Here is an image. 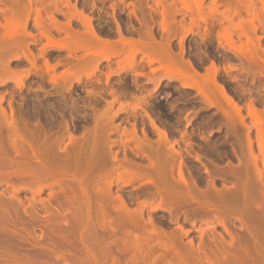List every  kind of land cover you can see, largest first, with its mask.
<instances>
[{
	"label": "rangeland",
	"instance_id": "1",
	"mask_svg": "<svg viewBox=\"0 0 264 264\" xmlns=\"http://www.w3.org/2000/svg\"><path fill=\"white\" fill-rule=\"evenodd\" d=\"M0 100V264H264V0H0Z\"/></svg>",
	"mask_w": 264,
	"mask_h": 264
},
{
	"label": "bare ground",
	"instance_id": "2",
	"mask_svg": "<svg viewBox=\"0 0 264 264\" xmlns=\"http://www.w3.org/2000/svg\"><path fill=\"white\" fill-rule=\"evenodd\" d=\"M222 95H223V98H224V99H226L227 101H229L228 98H227V96H226L225 94H222ZM0 101H1V100H0ZM230 103H231V101H230ZM4 111H5V110H4ZM4 111L2 110L1 113L4 114V113H3ZM2 114H1V116H2ZM4 115H5V114H4ZM2 117H3V116H2ZM5 117H6V116H5ZM10 118H11V117H10ZM11 119H12V122H13V118H11ZM10 122H11V121H10ZM7 124H8V123H7ZM14 124H15V123H14ZM14 124L10 125V123H9V125L11 126L10 129H12V130L14 129L13 131H12V130L10 131V132H12V134H13L14 132L17 133V132H19L20 130H21V131L23 130V131L25 132V134H24L23 131H22L23 133L20 131L21 134L17 133L16 135L19 134V135H21V136L19 137V135H18L19 138H18V137H15V138L19 139V141H20V140L22 141L21 137L23 138L24 136H26V137H27V136H30L29 134L26 135V134L28 133V132L26 133L27 128H26V131H25V130L22 129L21 127H20L21 129L18 128V127H19L18 125H15V126H18V127H15ZM12 126H13L14 128H13ZM1 127H2V126H1ZM1 127H0V130L3 129V128H1ZM15 128L19 129V131H18L17 129H16V130H17V131H16ZM23 128H24V127H23ZM2 131H3V130H1V132H2ZM15 133H14V134H15ZM9 134H10V133H9ZM22 134H24V136H23ZM14 136H15V135H14ZM32 137H33V136H32ZM27 138H28V137H27ZM24 140H25V139H23V141H24ZM14 141H15V140H14ZM21 141H20V145L22 144ZM26 142H27V140H26ZM26 142H25V143H26ZM1 143H2V142H0V144H1ZM15 143H16V141H15ZM10 144H12V145L14 146V142H13V140H12V143H10ZM27 144L30 145V143H28V142H27ZM2 145H3V143H2ZM2 145H1L0 147H2ZM12 145H11V147H12ZM20 145H19V147H20ZM23 145H24V143H23ZM35 146H36V145H35ZM249 146H250V145H249ZM16 147H17V145H16ZM16 147L14 146V147H12V149L14 150ZM21 147H22L21 149H23L24 146H21ZM27 147H29V146H27ZM27 147H25V148L27 149ZM41 147H42V146H40V148H41ZM17 148H18V147H17ZM25 148H24V149H25ZM31 148H33V146H30V151H32ZM37 148H39V146H38ZM42 148H43V147H42ZM45 148H48V147H45ZM45 148H44V151H43V152H45ZM263 148H264V144H262L261 149H263ZM18 149H19V148H18ZM26 149H25V150H26ZM49 149H50V147H49L48 149H46V150L49 151ZM247 149H249V147H248ZM34 150H35V149H33V151H32V155L34 156V160L38 161L39 163H40V162L42 163V161H41L42 159L40 160V155H41V154H38V153L36 154V151L34 152ZM42 150H43V149H41V150L39 149V152L42 151ZM64 150H65V149H64ZM64 150H63V151H64ZM50 151H52V150H50ZM50 151H49V152H50ZM59 151H60V150H59ZM49 152H48V153H49ZM64 152H65V151H64ZM66 152H67V151H66ZM45 153L47 154V152H45ZM51 153H52V154H51ZM71 153H72V152H71ZM19 154H20V153H19ZM53 154H54V153H53V151H52V152H50L49 155H52V156H53ZM64 154H65V153H64ZM73 154H75V153H73ZM78 154H79V152H78ZM47 155H48V154H47ZM54 155H55V154H54ZM56 155H57V154H56ZM56 155L53 156V159L55 158V159L57 160L58 158L56 157ZM66 155H67V154H66ZM41 156H42V158H44V157H43L44 155H41ZM52 156H51V158H52ZM67 156H69V158H70V155H67ZM67 156H66V158H67ZM75 156L77 157V155H75ZM16 157H18V155H16ZM48 157H49V156H48ZM76 157H75V158H74V157L72 158L73 160L75 159V161H73V160L71 159V163H72V164H73L74 162H77V161H76ZM78 157H79V156H78ZM64 158H65V156H64ZM249 158H250V157H249ZM44 159H45V158H44ZM48 159H49V158H48ZM55 159H54V160H55ZM252 159H253L255 162H257V161H256L257 158H255V156H253V155H252ZM252 159H251V161H252ZM50 160H51V159L47 160V162H48V165H49L48 168L50 167V170H51V169H52V165H51V164L54 163V162H57V161H58V163H54V164H60V163H59V160H61V159H58L57 161H56V160H55V161H54V160H53V161L51 160V161H52L51 164H50ZM248 160H250V159H248ZM14 161H16V160H14ZM47 162H46V164H47ZM36 163H37V162H36ZM44 163H45V162H44ZM62 163H63V162H62ZM64 163H65V162H64ZM66 163H67V160H66ZM69 163H70V162H69ZM77 163H78V162H77ZM251 163H252V162H251ZM251 163H250V164H251ZM37 164H38V163H37ZM42 164H43V163H42ZM54 164H53V165H54ZM245 164H246V163H245ZM253 164H254V163H253ZM253 164H252V165H253ZM44 165H45V164H44ZM50 165H51V166H50ZM61 165H62V164H61ZM65 165H66V164H64V167H65V168H66V167L69 168V167L71 166V165H69V166H65ZM73 165H74V164H73ZM78 165H79V164H78ZM78 165H77V166H78ZM1 166H2V165H1ZM41 166H42V165H41ZM41 166H40V167H41ZM57 166H59V165H57ZM77 166H76V167H72L71 169H73V168H77ZM244 166H245V165H243V167H244ZM254 166H255V168L257 167V165H255V164H254ZM38 167H39V166H38ZM46 167H47V165H46ZM55 167H56V166H55ZM55 167H54V168H55ZM60 167L63 168V165L60 166ZM60 167H58L59 170H60ZM241 167H242V166H241ZM2 168H3V167H2ZM58 168H57V169H58ZM62 168H61V169H62ZM0 169H1V168H0ZM41 169H44V168L42 167ZM55 169H56V168H55ZM243 169H245V167H244ZM3 170H5V169H3ZM3 170L1 169L0 172H2ZM45 170H47V169H45ZM66 170H67V169H65V171H66ZM248 170L250 171V169H248ZM51 171H52V170H51ZM51 171H50V172H51ZM62 171H64V169L61 170V172H62ZM234 171H236V170H234ZM252 171L256 172L255 169H254V170L252 169ZM66 172H67V171H66ZM71 172H72V171H71ZM74 172H77V169H76V170L74 169ZM239 172H240V171H239ZM239 172H238V173H239ZM243 172L246 173V170L243 171ZM243 172H242V174L244 175ZM176 173H178V175H179L178 178H179L180 180H178V183H179V181H181V182H180V183H181L180 185H182L181 188L184 186L183 188H186V189H187V192H185L184 190H186V189H183V188H182V190L184 191L185 194H189V193H191L190 191L193 192V190H194V191H197V189H195V187H194L195 185H193V184H191V185L188 184V185H190V186H189V187L187 186V183L185 182L186 179L184 180V179H183V176H182L183 173H181V172H176ZM229 173L231 174V171H230ZM240 173H241V172H240ZM251 173H253V172H251ZM242 174H241V175H242ZM254 174H255V173H254ZM248 175H249V172H248ZM250 175H253V174H250ZM231 176H232V175H231ZM234 176H235V175H234ZM254 176H255V175H254ZM184 177H185V176H184ZM246 177H247V176H246ZM252 177H253V176H252ZM252 177H250V178H252ZM257 177H258V178H257ZM257 177H255V178H257L259 181L257 180V182H256V181H255V182H256V183L259 182V183H261L262 185H264V184H263V172H262V171L259 172V170H257ZM178 178H177V179H178ZM237 178L239 179V177H237ZM243 178H244V177H243ZM248 178H249V177H248ZM240 179H242V178H240ZM242 180H243V179H242ZM253 180H254V179H253ZM187 181H188V180H187ZM239 181H240V180H239ZM244 181H248V180H245V179H244ZM248 182H251V180L249 179ZM255 182L253 181V183H255ZM7 183H8V182H7ZM190 183H191V182H190ZM212 183H213V182H212ZM243 183H244L243 186L245 187V184H247V182H246V183L243 182ZM243 183H242V184H243ZM253 183H252V185H253ZM5 184H6V183H5ZM183 184H185L186 186L183 185ZM233 184L236 186V185H238L239 183H238V184H237V183H236V184L233 183ZM261 184H260V185H261ZM6 185H8V184H6ZM10 185H11V184H10ZM10 185H8V186H10ZM192 185H193V186H192ZM234 185H233V190H234V188H237V189H238V187H237V186L234 187ZM255 185H256V184H255ZM262 185L259 186V187H260V188L263 187ZM243 186H242V187H243ZM248 186H250V185H248ZM257 186H258V185H257ZM191 187H192V189H191ZM209 187H210V186H209ZM209 187H208L207 189H209ZM242 187H239V188L242 189ZM259 187H258V188H259ZM188 188H189V191H188ZM193 188H194V189H193ZM223 188H225V187H223ZM231 188H232V187H231ZM231 188H230V189H231ZM258 188H257V190H258ZM263 188H264V187H263ZM207 189H206V190H207ZM210 189H211V188H210ZM210 189H209L207 192L210 191V193H211V190H212V189H211V190H210ZM225 189H226V188H225ZM227 189H228V188H227ZM237 189H236V190H237ZM253 189H254V188H253ZM199 190H200V189H199ZM206 190H205V192H206ZM217 190H218V189H217ZM223 190H224V189H223ZM228 190H229V189H228ZM242 190H244V189H242ZM245 190L248 191V189H246V187H245ZM251 190H252V189H251ZM254 190H256V186H255V189H254ZM13 191L15 192V190H13ZM16 191H17V190H16ZM224 191L228 192L227 190H224ZM230 191L233 192L232 189H231ZM247 191H245V192H247ZM259 191H260V189H259ZM263 191H264V190H263ZM201 192H202V191H201ZM203 192H204V190H203ZM219 192H220V195H221V190H220ZM222 192H223V191H222ZM237 192H238V191H237ZM237 192H236V194H237ZM243 192H244V191H243ZM243 192L241 191V193H243ZM245 192H244V193H245ZM253 192H254V191L252 190V192L249 191L248 193H246V194H247V197L249 196V193H252V194H250L252 197H255V196L257 197L258 194L261 193V192H260V193L257 192L258 194L255 195V193H253ZM15 193H16V192H15ZM195 193H197V192H195ZM195 193H194V194H195ZM212 193H213V190H212ZM241 193H240V194H241ZM244 193H243V194H244ZM194 194H193V195H194ZM223 194H224V192H223ZM226 194H227V193H225V195H226ZM228 194L230 195L231 193L229 192ZM228 194H227V196H229ZM234 194H235V192H233V195H234ZM236 194H235V197H236ZM243 194H241V197H242ZM246 194H245L242 198H244V197L246 196ZM12 195H13V194H12ZM225 195H224V196H225ZM253 195H254V196H253ZM186 196H187V195H186ZM191 196H192V193L189 194V196H188L189 199H190ZM198 196H200L199 198H203V194H202V196L198 194ZM204 196H205V195H204ZM212 196H213V195H212ZM224 196H223V198H224ZM251 196H250L248 199H252ZM260 196H264V192L262 193V195L260 194ZM12 197H14V196H12ZM219 197H220V196H219ZM230 197H231V195H230ZM241 197H240V195H239V198L237 199V197H236L235 200H238L239 202H240V201H241V202H242V201L244 202V199L241 200V199H242ZM192 198L194 199V197H192ZM199 198H198V199H199ZM204 198H205V197H204ZM212 198H213V197H212ZM228 198H229V197H228ZM232 198H234V196H232ZM240 198H241V199H240ZM13 199H14V198H13ZM117 199H118V198H117ZM206 199H208V198H206ZM209 199H210V198H209ZM214 199H215V198H214ZM214 199H213V200H214ZM216 199H217V198H216ZM245 199H246V198H245ZM261 199L263 200V198H260V197H259V200H261ZM14 200H15V199H14ZM190 200H191V199H190ZM225 200H226V198H225ZM229 200H230V199H229ZM232 200H234V199H232ZM252 200H253V199H252ZM252 200H251V201H248V202L252 204V203H253ZM121 201H122V200H121ZM191 201H192V200H191ZM194 201H196V196H195V200H194ZM218 201H219V200H218ZM218 201H216V202H218ZM222 201H223V200H222ZM230 201H231V200H230ZM263 201H264V200H263ZM118 202H119V200H118ZM212 202H213V201H212ZM243 202H242V203H243ZM248 202H247V203H248ZM255 202H256V201H255ZM255 202H254V203H255ZM205 203H206V202H205ZM218 203H219V202H218ZM218 203H216V205H217ZM223 203H224V202H223ZM230 203H231V202H230ZM230 203H229V204H230ZM232 203H234V202H232ZM232 203H231V204H232ZM257 203H258V202H257ZM203 204H204V203H203ZM203 204H202V207H204ZM208 204H211V203H208ZM226 204H227V201H226ZM231 204H230V205H231ZM234 204H235V203H234ZM239 204H241V203H239ZM245 204H246V203H245ZM119 205H120V204H119ZM121 205H122V207L124 206L123 204H121ZM121 205L118 206V207L121 208V210H122L123 208L121 207ZM216 205H215V206H216ZM218 205H219V204H218ZM221 205H223V204H221ZM221 205H219L220 208H221ZM227 205H228V204H227ZM227 205L224 204L223 206L228 207ZM230 205H229V207H228L229 209H230ZM206 206H207V204H206ZM212 206H213V204H212ZM237 206H238V204H237ZM237 206H236V207H237ZM241 206H243V205H241ZM251 206H253V207H251ZM251 206L248 205V204H246V205L244 206L245 209H244V207L241 208V209H244L243 212H244L245 214H243V215H245V216L247 215L248 218H249V217L251 218V219H248V221H247V222H249V220H251V222L249 223V225H247V224L244 225V228H243V229H245L247 232L250 233V234L248 233L249 236L252 235V236H253L252 238L255 237V238H254V241L257 239L256 241H257V243H259V242H258V238L260 237V236H259V233L262 231V226H263V225H262V222H261L260 219H259V217L262 218V217L260 216V214L262 213V212H260V209H262L263 207H258V205H256L257 207H254L255 205H251ZM232 207H234V206H232ZM232 207H231V208H232ZM208 208H209V206H208ZM216 208H217V207H216ZM228 208H226V209H228ZM252 208H253V209H252ZM255 208L259 209V211H258V210L256 211ZM213 209H215V208H213ZM123 210H126V209L124 208ZM202 210L205 211L206 209H205V210L202 209ZM224 210H225V209H224ZM224 210H223V211H224ZM235 210H237V209H235ZM262 210H263V209H262ZM203 211H202V212H203ZM206 211H207V210H206ZM219 211H220V209H219ZM223 211H221V212H223ZM229 211H231V210H229ZM229 211H228V212H229ZM232 211H233V209H232ZM237 211H238V210H237ZM239 211H240V210H239ZM239 211H238V213H239ZM221 212H220L221 215L218 214L217 212H216V213H217L218 215H220L221 217L218 216V215H217V216L220 217V218L222 219L223 214H222ZM226 212H227V210H226ZM233 212H234V211H233ZM241 212H242V210H241ZM241 212H240V213H241ZM243 212H242V213H243ZM204 213H205V212H204ZM236 213H237V212H236ZM207 214H208V213H206V215H207ZM209 214H210V213H209ZM209 214H208V215H209ZM202 215H203V214H202ZM208 215H207V216H208ZM261 215H262V214H261ZM263 215H264V214H263ZM207 216H206V218H208L209 216H211V214H210L208 217H207ZM215 216H216V214H215ZM215 216H214V217H215ZM217 216H216V217H217ZM237 216H238V215H236V217H237ZM245 216H244V217H245ZM203 217H204V215H203ZM238 217H239V216H238ZM206 218H205V219H206ZM220 218H219L218 220H220ZM242 219H243V218H242ZM206 220H207V219H206ZM206 220H205V222H206ZM209 220H211V217H209ZM212 220H213V218H212ZM218 220H217V221H218ZM262 220H263V219H262ZM217 221H216V222H217ZM208 222H209V221H208ZM213 222H214V221H212V223H213ZM218 223H220V221H218ZM207 224H208V223H207ZM222 225H223V224H222ZM209 226H210V225H209ZM263 228H264V226H263ZM180 229H181V228H180ZM210 229H212V228H210ZM213 229H214V228H213ZM181 232H182V231H181ZM185 232H186V233H184L185 235L189 233L188 230L185 231ZM153 233H155V232H153ZM158 233H159V232H158ZM158 233H157V234H158ZM182 233H183V232H182ZM201 233H202V232H201ZM203 233H204V231H203ZM228 233H229V232H228ZM159 234H161V233H159ZM203 235H204V234H203ZM201 236H202V235H201ZM230 236H231V235H230ZM233 236H234V235H233ZM258 236H259V237H258ZM202 237H203V236H202ZM247 237H248V235H247ZM200 238H201V237H200ZM252 238H251V239H252ZM260 238H261V237H260ZM260 238H259V239H260ZM263 238H264V237H263ZM231 239L233 240L234 238L231 236ZM251 239H250V240H251ZM202 240H203V239H202ZM232 240H231V241H232ZM244 240H245V236H244ZM248 240H249V239H248ZM251 241H252V240H251ZM251 241H250V242H251ZM254 241H253V242H254ZM256 241H255V243H256ZM260 241H262V240L260 239ZM190 242H191V241H190ZM201 242H202V241H201ZM234 242H235V240H234ZM245 242H246V240H245ZM253 242H252V243H253ZM202 243H203V242H202ZM231 243H232V242H231ZM236 243L238 244L239 242L237 241ZM257 243H256V244H257ZM233 244H235V243H233ZM241 244H242V243H241ZM201 245H202V244H201ZM231 245H232V244H231ZM255 246L258 247V245H255ZM240 247H241V246H240ZM242 247H243V245H242ZM259 247H260V244H259ZM261 247H263V246H261ZM245 248L247 249L246 246H245ZM252 248H254V247H252ZM252 248H251V249H252ZM190 249H191V248H190ZM242 249H244V247H243ZM242 249H241V250L238 249V250L241 252ZM248 249H249V248H248ZM260 249H261V248H260ZM263 249H264V248H263ZM252 250H253V249H252ZM236 251H237V249H236ZM254 251H255V250H254ZM252 252H253V251H252ZM252 252H249L250 255L252 254ZM255 252H256V251H255ZM258 252H259V251H258ZM245 253L247 254V251H246ZM249 253H248V254H249ZM261 254H262V253H261ZM253 255H254V254H253ZM262 256H264V255H262ZM255 259H256V258H255ZM257 259H258V258H257ZM257 259H256V260H257ZM261 260H262V262H263V259H262V258H261ZM257 261H258V260H257Z\"/></svg>",
	"mask_w": 264,
	"mask_h": 264
}]
</instances>
